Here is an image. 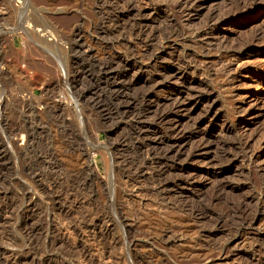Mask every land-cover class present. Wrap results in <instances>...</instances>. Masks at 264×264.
<instances>
[{"label":"rangeland","instance_id":"obj_1","mask_svg":"<svg viewBox=\"0 0 264 264\" xmlns=\"http://www.w3.org/2000/svg\"><path fill=\"white\" fill-rule=\"evenodd\" d=\"M192 1L0 0V264H264V0Z\"/></svg>","mask_w":264,"mask_h":264},{"label":"bare ground","instance_id":"obj_2","mask_svg":"<svg viewBox=\"0 0 264 264\" xmlns=\"http://www.w3.org/2000/svg\"><path fill=\"white\" fill-rule=\"evenodd\" d=\"M19 2H21V1H19ZM178 5L177 6H175L174 8H176L180 13H181V15L183 16V18H186L185 20H187V21H189L190 20V17H189V15H190V10L193 8H200L201 9V7L203 6V5H201V4H195L192 0H179V2L177 3ZM20 5H21V3H20ZM176 5V4H175ZM210 16V15H209ZM208 17V16H207ZM211 18H212V16H211ZM26 22V21H25ZM31 23V22H30ZM29 23V24H30ZM20 24H22V23H19L18 25H20ZM28 24V25H29ZM17 25V26H18ZM22 25H24V23L22 24ZM21 25V26H22ZM28 25H27V27H28ZM21 26H20V28H21ZM25 27V26H24ZM31 27V26H30ZM19 28V29H20ZM23 28V27H22ZM29 28V27H28ZM19 29H14V30H16V31H18ZM27 29V28H26ZM25 29V30H26ZM31 29H32V27H31ZM31 29H28V30H31ZM8 30H13V28H9ZM23 31V29H20V31ZM27 32V31H26ZM38 32V31H37ZM22 33V32H21ZM23 33H24V31H23ZM32 33V32H31ZM51 33H53V32H51ZM173 33V32H172ZM209 33H207V32H205V31H201L197 36H204V35H208ZM40 36H41V34H39ZM38 35V36H39ZM47 35V34H46ZM45 34H43V36H46ZM55 35V34H54ZM210 35H214V36H219L218 34H216L215 32H211L210 33ZM35 36V35H34ZM53 36V35H52ZM173 36V35H172ZM177 36V35H176ZM209 36V35H208ZM223 39H225V38H227V37H225L224 35H220ZM42 37V36H41ZM46 37H49L48 35L46 36ZM50 37H51V35H50ZM55 37H56V35H55ZM55 37H53V38H55ZM171 36H169V37H164V40H166V41H169V38H170ZM57 38V37H56ZM218 38V37H217ZM41 39V38H40ZM222 39V42H225L226 40H223ZM257 39V38H256ZM259 39V38H258ZM261 39V38H260ZM42 40V39H41ZM56 40V39H55ZM171 40V39H170ZM221 40V39H220ZM59 41V40H58ZM204 42V41H203ZM256 42V41H255ZM168 43V42H167ZM211 43V42H210ZM220 43V42H219ZM233 43V42H232ZM257 43V42H256ZM227 44V43H226ZM224 45L223 43H220L219 44V46H217L218 48L220 47V49L223 47L224 49H225V52H224V54H223V56H226V57H229V56H231L232 58H230V60H229V62H227V64L224 66V71L226 72V71H230V70H232V71H234V72H238V70L237 69H234V66H235V64H237L238 62H239V60H241L242 59V56L243 55H237V54H228V53H230V51L232 50V46L230 45ZM217 45V44H216ZM257 45H258V43H257ZM209 47V46H208ZM207 47V48H208ZM204 48V47H203ZM238 48V47H237ZM209 49V48H208ZM218 51V50H217ZM223 51V50H222ZM215 52V51H214ZM207 53V52H206ZM235 53V52H234ZM210 54V53H209ZM222 55H220V57H221ZM228 61V60H227ZM237 66V65H236ZM237 68V67H236ZM231 71V72H232ZM233 72V73H234ZM177 105H180V103L179 102H177V104H176V107L177 108H179V107H182V105L181 106H177ZM251 154V153H250ZM251 156H252V154H251ZM250 158V157H249ZM252 161V160H251ZM259 164V163H258ZM102 263V262H101ZM104 264V263H103Z\"/></svg>","mask_w":264,"mask_h":264}]
</instances>
